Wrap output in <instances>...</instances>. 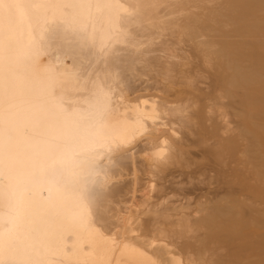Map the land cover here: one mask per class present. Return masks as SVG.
<instances>
[{"label":"bare ground","instance_id":"obj_1","mask_svg":"<svg viewBox=\"0 0 264 264\" xmlns=\"http://www.w3.org/2000/svg\"><path fill=\"white\" fill-rule=\"evenodd\" d=\"M0 264H264V0H0Z\"/></svg>","mask_w":264,"mask_h":264},{"label":"rangeland","instance_id":"obj_2","mask_svg":"<svg viewBox=\"0 0 264 264\" xmlns=\"http://www.w3.org/2000/svg\"><path fill=\"white\" fill-rule=\"evenodd\" d=\"M184 49H186V47L184 46ZM144 79H146V77L144 76H141V79L140 80H138V81H136L135 82V85H139V86H141L142 84H144V82H143V80ZM150 82V81H149ZM203 85V84H202ZM203 86H205V85H203ZM153 91V90H152ZM132 96V94H129V97H131ZM231 125H233V123L231 124ZM195 151V150H194ZM142 172V171H141ZM141 172H139L138 173V175L142 178L141 179V182H145L146 180H145V178H146V176H145V173L144 172H142L143 173V175H140L141 174ZM203 177V176H202ZM201 177V178H202ZM203 186V187H202ZM214 186H215V184H213L212 186L210 185V187H213L212 189H214ZM200 187L201 188H203V190L205 191L206 190V186L205 185H203V184H200ZM197 192H199V191H197ZM137 195H139L140 194V192H137L136 193Z\"/></svg>","mask_w":264,"mask_h":264}]
</instances>
